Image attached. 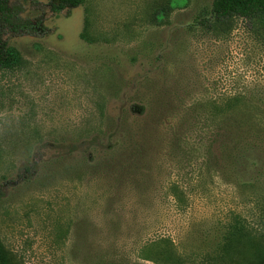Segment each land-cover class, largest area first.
<instances>
[{"label":"rangeland","instance_id":"rangeland-1","mask_svg":"<svg viewBox=\"0 0 264 264\" xmlns=\"http://www.w3.org/2000/svg\"><path fill=\"white\" fill-rule=\"evenodd\" d=\"M52 1L10 0L49 31L5 36L0 185L37 167L0 198V247L16 264L264 261V151L210 155V105L264 121V23L196 25L213 0Z\"/></svg>","mask_w":264,"mask_h":264},{"label":"trees","instance_id":"trees-1","mask_svg":"<svg viewBox=\"0 0 264 264\" xmlns=\"http://www.w3.org/2000/svg\"><path fill=\"white\" fill-rule=\"evenodd\" d=\"M84 1L54 0L50 4V9L54 13L71 10L81 6ZM166 11L161 9L154 17L162 20ZM235 19L264 23V0H213L209 17L198 20L196 25L216 29ZM7 30L17 35L35 36L45 35L49 31L42 21L20 19L12 11L10 0H0V70L14 67L19 60L5 38ZM244 109L245 107L234 104L210 105V155L219 152L229 157L228 163L238 165L247 162L249 154L264 151V121L244 120L231 116L242 113ZM132 111L140 112L142 107L133 106ZM215 163L218 164L217 160ZM36 167L37 163L33 161L23 168L15 180H8L0 185V198L5 195V189L8 187L30 180ZM0 264H16L3 247H0ZM259 264H264V261Z\"/></svg>","mask_w":264,"mask_h":264}]
</instances>
